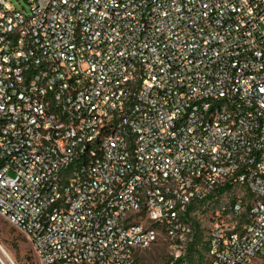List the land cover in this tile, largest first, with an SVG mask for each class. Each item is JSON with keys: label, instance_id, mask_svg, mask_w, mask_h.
Instances as JSON below:
<instances>
[{"label": "built area", "instance_id": "1", "mask_svg": "<svg viewBox=\"0 0 264 264\" xmlns=\"http://www.w3.org/2000/svg\"><path fill=\"white\" fill-rule=\"evenodd\" d=\"M24 1L0 0V216L39 264H175L206 218L207 264L264 262V0Z\"/></svg>", "mask_w": 264, "mask_h": 264}, {"label": "rangeland", "instance_id": "2", "mask_svg": "<svg viewBox=\"0 0 264 264\" xmlns=\"http://www.w3.org/2000/svg\"><path fill=\"white\" fill-rule=\"evenodd\" d=\"M12 5L23 13L29 12V6L24 0H9ZM205 219V218H204ZM213 222L207 218L204 222L206 232H209ZM0 244L8 252L16 264H39L33 248L27 238L17 229L11 226L3 217L0 216ZM168 248L163 242H159L151 249L141 253L140 259L143 264H166ZM0 258L4 255L0 252ZM254 264H264L257 261Z\"/></svg>", "mask_w": 264, "mask_h": 264}, {"label": "trees", "instance_id": "3", "mask_svg": "<svg viewBox=\"0 0 264 264\" xmlns=\"http://www.w3.org/2000/svg\"><path fill=\"white\" fill-rule=\"evenodd\" d=\"M230 190H231V186L229 185L223 190L217 191L214 195L211 196L209 200H207L208 206L215 207L216 198L219 197L221 194L223 195L224 193L229 192ZM207 202L206 203L200 202L199 204H196L193 209L197 211H203L207 206ZM247 212H248V208H246V211L242 214V216L239 219L238 228H237L238 231L241 228V226L247 222ZM194 227H195L194 229L195 233H194L193 243L189 246L185 256L179 261H177L175 264H207L208 263L206 257V253L208 251V244L205 240L206 231L201 227V223H199L198 221H195ZM166 258H167L166 264H171L172 259L170 255H167Z\"/></svg>", "mask_w": 264, "mask_h": 264}, {"label": "water", "instance_id": "4", "mask_svg": "<svg viewBox=\"0 0 264 264\" xmlns=\"http://www.w3.org/2000/svg\"><path fill=\"white\" fill-rule=\"evenodd\" d=\"M0 252L4 255V259L0 258V264H16L8 252L0 244Z\"/></svg>", "mask_w": 264, "mask_h": 264}]
</instances>
